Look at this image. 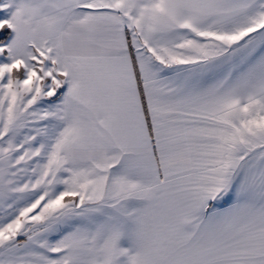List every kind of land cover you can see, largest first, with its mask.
Returning a JSON list of instances; mask_svg holds the SVG:
<instances>
[{
  "label": "snow or ice",
  "instance_id": "obj_1",
  "mask_svg": "<svg viewBox=\"0 0 264 264\" xmlns=\"http://www.w3.org/2000/svg\"><path fill=\"white\" fill-rule=\"evenodd\" d=\"M0 264H264V0H0Z\"/></svg>",
  "mask_w": 264,
  "mask_h": 264
}]
</instances>
